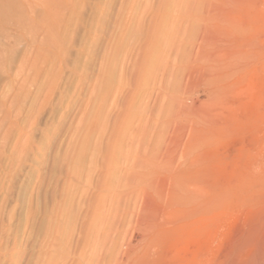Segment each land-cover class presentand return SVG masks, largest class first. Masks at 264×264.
I'll return each mask as SVG.
<instances>
[{
  "label": "rangeland",
  "instance_id": "1",
  "mask_svg": "<svg viewBox=\"0 0 264 264\" xmlns=\"http://www.w3.org/2000/svg\"><path fill=\"white\" fill-rule=\"evenodd\" d=\"M14 1L0 264H222L264 229V0ZM246 180L244 209L198 211Z\"/></svg>",
  "mask_w": 264,
  "mask_h": 264
},
{
  "label": "bare ground",
  "instance_id": "2",
  "mask_svg": "<svg viewBox=\"0 0 264 264\" xmlns=\"http://www.w3.org/2000/svg\"><path fill=\"white\" fill-rule=\"evenodd\" d=\"M14 1V0H13ZM22 2H24V0H21ZM171 1V0H170ZM16 2V1H14ZM1 4V3H0ZM27 4V2L25 3ZM170 4V3H169ZM21 5V4H19ZM23 5V4H22ZM21 5V6H22ZM18 6V4H17ZM28 6V5H26ZM2 7V6H1ZM14 7V6H13ZM21 8V7H19ZM10 10V9H9ZM14 10V9H13ZM1 11V9H0ZM3 47V45H2ZM243 182V181H242ZM254 182V181H253ZM186 183V182H185ZM184 183V184H185ZM180 186V184H178ZM252 185V180H246L244 181L243 183H239V185H233V186H225V188H221L219 187L218 189H220L219 191H216L214 193H209L208 192V197H207V202L200 207V209L197 210L200 211L201 213L205 214V216L209 215L210 214V217H211V213H214L215 212H218L220 210H226L225 208H229V210H232L231 207L234 209V208H237L238 206L242 205L241 208H243V203L242 202H246L247 201V196L251 195V191H252V188L250 189L249 186ZM213 190V189H212ZM217 190V188H216ZM199 191V190H198ZM197 191V192H198ZM192 192V191H191ZM196 192V193H197ZM204 194V193H203ZM214 194V195H213ZM185 195V194H184ZM260 195V194H259ZM259 195H254V193L251 195L252 197L254 196H258ZM186 196V195H185ZM198 196H199V192H198ZM197 196V197H198ZM192 197V196H191ZM195 198H191L190 200L192 201V204H195L198 202V200H200L202 198V195H201V198L198 197V199ZM263 197V195H262ZM186 198V197H184ZM188 198V197H187ZM251 199V198H250ZM256 199V197H255ZM254 199V202L256 203V200ZM180 201V200H179ZM249 201H252V200H249ZM259 201V200H258ZM257 201V202H258ZM190 202V201H189ZM179 203V202H178ZM250 203V202H249ZM261 204V202H260ZM245 205V204H244ZM251 205V204H250ZM259 205V204H257ZM262 205V204H261ZM189 206V205H188ZM254 206V205H253ZM254 207H258V206H254ZM253 207V208H254ZM246 208V206H245ZM252 208V206H251ZM244 209V208H243ZM255 209V208H254ZM253 209V210H254ZM263 209V208H262ZM261 209V210H262ZM250 210V208H249ZM256 210V209H255ZM235 211V210H234ZM252 211V210H251ZM261 213V212H260ZM258 213V214H260ZM193 214H194V211H193ZM203 214H200L203 216ZM257 214V215H258ZM196 215H197V212H196ZM195 215V216H196ZM261 215V214H260ZM195 216L193 215L192 218L194 220ZM213 216V214H212ZM191 218V220H192ZM199 218V217H198ZM201 218V217H200ZM259 218V216H258ZM153 220H155L153 218ZM190 220V219H189ZM213 220V219H212ZM210 220V221H212ZM256 220V219H255ZM200 221V219H199ZM202 221V220H201ZM259 221V220H258ZM253 222V221H252ZM251 222V223H252ZM264 222V220H263ZM194 223V221H193ZM192 223V224H193ZM198 223V222H197ZM206 223V222H205ZM208 223V221H207ZM255 223V222H254ZM258 223V222H257ZM202 226V225H201ZM244 226H248V225H244ZM250 226V225H249ZM243 227V226H242ZM243 229V228H242ZM245 230V229H243ZM249 230V228H248ZM251 230V229H250ZM240 231H241V228H240ZM242 232V231H241ZM246 233V234H245ZM236 235V234H235ZM238 236V235H237ZM240 236V234H239ZM235 237V236H234ZM229 240H232V238H229ZM233 240H236L237 243ZM232 241L236 243V245L234 246V249H232L231 251H227V252H230L229 255L227 256V258L225 260H223L221 263L222 264H264V229H262V226L261 227H255V228H252L251 231L249 232H244V235L242 234V236H240V238H237L233 239ZM234 243V244H235ZM231 248L233 245H230ZM230 249V247H229ZM223 253V252H222ZM202 254V253H200ZM198 254V255H200ZM225 254V252L223 253V255ZM204 255V254H203ZM226 255V254H225ZM224 255V256H225ZM222 257L221 258H225V257ZM206 257V256H205ZM220 257V256H219ZM200 258L199 256L196 258V260ZM204 260H206L205 258H202ZM208 259H211L208 257ZM189 260V259H188ZM198 260H201L198 259ZM203 260V261H204ZM221 260V259H220ZM193 262L191 263H194V260H192ZM216 262V260H215ZM198 263V262H197ZM218 263V262H217ZM187 264V263H185ZM201 264H204L203 262H201ZM210 264V263H209ZM213 264V263H211ZM216 264V263H215Z\"/></svg>",
  "mask_w": 264,
  "mask_h": 264
}]
</instances>
